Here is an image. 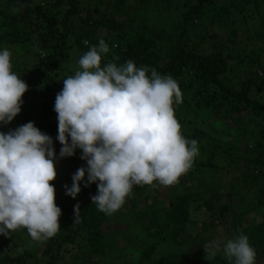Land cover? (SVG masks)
<instances>
[{"label": "trees", "instance_id": "1", "mask_svg": "<svg viewBox=\"0 0 264 264\" xmlns=\"http://www.w3.org/2000/svg\"><path fill=\"white\" fill-rule=\"evenodd\" d=\"M86 1L87 3L84 4ZM160 1L163 0H136V7L132 8L130 0H111L105 11H102L98 7L93 8L88 0H0V42L9 40V44H21L19 51L24 54L20 53L14 59L16 51L13 52L12 70L24 82L28 80L30 87L34 88L33 93L22 97L23 105L20 114L10 124L0 126V132L8 133L28 122H34L39 130L52 138L56 156L59 158L62 146L56 139L58 122L52 121L56 115L55 98L61 91V85L58 82L59 72L71 59V52L76 53L75 57L78 61L90 47L97 46L102 39L109 47V52L102 58V66L109 62L121 65L131 60L137 67L147 66L149 69L154 68L161 75L171 76L178 83L182 101L184 100L188 105L195 104L197 108L195 112L225 109L224 115L236 116V119L233 117L235 121H240L246 114L253 113L257 118H261L260 131L264 140V104L251 98V87L257 88L259 92L264 91V71L257 73L259 80L255 79L257 74L253 71L254 68L264 70V65L257 62L256 58L253 64L248 63L249 66L246 69L249 70V77L242 82L241 90L235 91L224 80L225 74L230 69L228 64L230 59H236V57L228 55V59L223 56V51L228 53L229 47H232L235 41L229 39L227 47L218 49L216 46V52L203 53L201 40L205 41L208 35L200 37V41L194 40L189 35L190 27L195 25L204 29L206 34L211 26L221 31L235 25L236 20L232 17L239 16L244 10L236 3L240 0H229V2L174 0L176 9L171 13L177 14L174 19V23L177 22V24L169 32L164 25L150 23L146 15L141 14L145 8L143 10L140 8L144 4L148 5L147 11L152 15L155 14V6H158L157 3L159 4ZM259 1L262 0H245L243 4L254 2L259 6ZM161 14L167 15L164 20H172V14H169V11L161 10L157 13V17ZM244 21L245 17L242 22ZM236 33L237 31L232 35L236 36ZM213 38H216V35ZM7 48L10 52L13 50L9 45ZM28 53L32 54L36 62L31 63L34 71H30V75L25 77L22 75L23 70L29 71L30 63L23 62L21 58ZM32 74L34 75L31 76ZM219 98L222 100L220 101ZM33 101L34 109L30 106ZM173 108L175 118L181 126V134L198 143L203 134L197 131L196 127L192 128L191 119L188 118V114L183 116L184 112L179 109V105L174 104ZM263 143H259V146ZM215 156L213 149L205 162L194 158L195 162L191 168L181 175L177 182L180 184V190L188 183H193L196 172L204 168L215 169L216 166L210 162V159ZM85 163L84 161L78 166L70 167L69 173L73 174L78 168L85 167ZM243 170L246 187L259 180L264 181V148L259 149L254 159L244 162ZM177 183L173 185L174 189L178 188ZM230 184L228 187L225 186L226 184H220L217 189H213V197L203 202L188 193L173 194L170 204L174 207L171 211L166 210L164 213L167 215L164 221L171 230L170 237L176 240L190 226L200 225L198 222L193 223L192 220L196 209L210 216L211 222L202 224L204 231L210 236L216 228L215 222L224 221L227 213L231 211L233 229L237 233L248 236L250 245L256 251L255 264H264V229L250 233L248 229L242 228L245 217L256 209H260V206H264V200L260 198L258 203H248L246 196H242L240 191L232 190V187H235L234 181ZM155 189L156 186L149 185L133 187V190H137L133 203L135 213L133 223L146 227L149 233L159 231L161 228V221L158 218L159 210L154 208L153 204L150 206L147 204L150 192ZM97 191L98 189L94 192ZM85 193L88 195L90 190ZM223 197L228 199L220 205ZM87 199L58 206L62 212L59 220L60 229L53 237L43 241L45 247L41 258L54 264L58 259L59 251L68 252L79 245L81 240H84L87 246V251L84 253L86 264H94L92 263L94 259L111 255L113 251L108 248L115 243L112 237L108 239L105 227L110 226L115 220V212L105 215ZM76 205H79L80 209L77 221H75L74 213ZM114 222L115 226L119 223ZM130 227L132 224L126 223L125 228ZM17 246L18 244L10 237L0 236V264H37V256L28 250L14 255L17 251L12 250ZM157 247L158 245L152 244L141 256L139 264L151 261ZM210 257L209 264H229V260L222 251Z\"/></svg>", "mask_w": 264, "mask_h": 264}, {"label": "clouds", "instance_id": "2", "mask_svg": "<svg viewBox=\"0 0 264 264\" xmlns=\"http://www.w3.org/2000/svg\"><path fill=\"white\" fill-rule=\"evenodd\" d=\"M108 52L102 39L90 47L79 58L78 70L63 79L54 103L59 159L73 157L79 149L87 165L72 175L65 195L75 199L82 183L96 184L92 204L105 215L118 211L134 186L176 184L199 151L196 140L181 134L174 115L173 105L182 103L177 81L131 60L102 66ZM12 67L10 51L0 49V126L20 114L29 90ZM57 159L52 138L34 122L0 132V236L24 228L32 240L41 241L58 232L62 212L51 183ZM74 213L77 221L79 205ZM204 250L212 256L222 251L229 264L256 262L245 234L223 244L210 241Z\"/></svg>", "mask_w": 264, "mask_h": 264}, {"label": "rangeland", "instance_id": "3", "mask_svg": "<svg viewBox=\"0 0 264 264\" xmlns=\"http://www.w3.org/2000/svg\"><path fill=\"white\" fill-rule=\"evenodd\" d=\"M88 1L93 8L98 7L102 11H105L108 3L111 2V0ZM223 1L229 2V0ZM86 3L87 1L84 4ZM236 3L239 8H244V10L239 16L235 15L232 17V19L236 20L235 25L221 31L211 26L208 28V34H206L204 29H200V27L195 25L190 27L191 30L189 31V35L196 41H200V37L208 35L205 37V41L201 40V52L203 53H213L217 51V47L218 49L227 47L229 39L235 41L232 47H229L228 53L223 51V56L226 58H228V55L236 57V59H230L228 63L230 69L225 74L224 82L229 87H233V90L240 91L242 82L246 81L249 77V70L246 69V67L249 66L248 63L253 64V60L256 58L255 60L257 62L259 61V63L264 65V53H262L264 50V1H259V6L254 2L243 4L245 0L236 1ZM130 5H132V8H135L136 0H130ZM157 5L158 6H155L154 9L155 14L152 15L151 12L146 10L148 5L144 4L142 8H140L142 10L145 8L141 14L144 13L150 23L154 22L153 24L158 23L164 25L167 32H169L177 24V22L174 23L177 14L171 13L176 9V1L163 0L160 1L159 4L157 3ZM158 8L167 12L169 11V14H172V20H164L166 19L165 16H167L165 14H161L160 17H157V13L161 12ZM243 17H245L244 22H242ZM236 31V36H233L232 33ZM214 35H216V38H213ZM7 45L13 49L10 52L11 56L13 52L16 51L14 59L17 58L20 53H23L19 51L21 44H9V40L0 42V49L7 48ZM75 54L74 51L71 52V59L64 66V69L59 72L58 82L61 85V90L63 88V79L69 75H73L74 72L78 70L79 66ZM21 60L30 63L29 71L23 70L24 73L22 75L26 77V75H30V71H34L31 63L34 64L36 61L32 58L31 53L22 56ZM261 70L262 72L264 71L262 68H254L253 71L257 74ZM33 75L34 74L31 76ZM257 76L258 74L255 75V79L259 80ZM25 83L28 85L29 90L24 96H28L33 93L34 88L30 87L28 80ZM251 98L264 104V91L259 92L257 88L251 87ZM219 100L221 101L222 98H219ZM228 103H230V101ZM34 104L33 101L30 105L32 109L35 108ZM179 109L183 110V116L188 114V118L192 121V128L196 127L197 131L203 134L198 142L199 151L195 159L201 162L207 161L208 156L214 149L216 156L210 159V162H212L216 168H204L196 172L194 174L195 180L193 183H188L181 188V190L179 183H177L178 186H176L178 188L174 189L173 185L161 186L154 182V184H156V189L150 192V198L147 204L149 206L153 204L154 208L156 207V209L159 210L160 216L158 218L161 221V228L159 231L156 230L149 233L146 227L137 226L133 223L135 217L133 203L137 190H132L129 196L125 198L124 205L115 212V220H113L110 226L107 225L105 227L108 239L112 237L111 239L115 243V245H109L108 248L113 252L108 257L94 259L92 263L139 264L143 253L151 247L152 244H156L158 247L153 258L149 261L150 263L147 262L146 264H182L183 262L186 264H209L211 255L207 254L204 250V246L208 242L217 240L223 244L228 239L240 235V233L235 232L233 229L234 225L231 220L232 212L230 211L227 213L226 217L223 219L224 221H221V223L218 221L215 222L216 228L212 236H210L202 227L203 223L211 222L210 216L206 215L202 210L196 209L193 212L192 220L193 223L198 222L200 225L198 227L194 225L190 226L184 234H180L175 240L170 237L171 230L164 221L167 217V215L164 214L166 210L171 211L174 207L170 204L172 195L175 193H188L199 201H208L213 197V189H217L222 183L226 184L225 186L228 187L231 185V181H234L235 187H232V190L240 191L242 196H246L248 203H258L260 198L264 200L263 179L246 187L245 172L243 170L244 162L254 159L259 149L264 148V143L262 146H259V143L264 142L260 131L261 118H257L253 113H250L243 116L240 121H235L236 116L230 117L224 115L225 109L216 111L207 109L195 112L197 109L196 105H188L184 100L179 104ZM233 117L235 119H233ZM52 121L58 122L57 114L52 118ZM81 155V151L76 150V154L73 157H68L67 159L58 158L55 162L57 177L51 183L55 188V203L57 206L60 204H69L71 202L74 203L82 199L86 200L87 197V200L92 202L91 197L97 194V192H94L97 189V185L94 186L91 184L88 187H84L82 183L81 191L75 199L65 195L64 186L67 185L71 187V177L74 174L69 173V168L78 166L84 162L80 159ZM84 166L87 167L86 163ZM87 190H90L89 196L85 193ZM227 199L228 198L223 197L220 205L224 204ZM260 207V209H256L249 213L243 221L242 228L248 229L250 233L259 231V229H264V206ZM114 221L119 222V225L117 224V226H115L116 224ZM126 223L132 224V227L125 228ZM9 237L18 244V246L12 250L17 251L14 252V255H19L21 252L28 250L35 253L37 256V264H50L45 258H41L45 247L44 240H32L27 230L24 228L17 229L15 232L11 233ZM86 247V242L81 240L79 241V245L71 248L70 251H59L58 259L55 260L54 264H86L84 261V253L87 251Z\"/></svg>", "mask_w": 264, "mask_h": 264}, {"label": "built area", "instance_id": "4", "mask_svg": "<svg viewBox=\"0 0 264 264\" xmlns=\"http://www.w3.org/2000/svg\"><path fill=\"white\" fill-rule=\"evenodd\" d=\"M260 76H262V73H260Z\"/></svg>", "mask_w": 264, "mask_h": 264}]
</instances>
